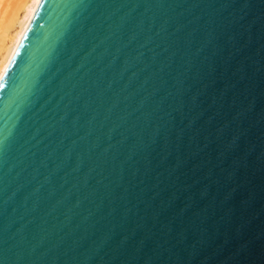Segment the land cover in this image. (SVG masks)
<instances>
[{
	"label": "water",
	"instance_id": "95a60500",
	"mask_svg": "<svg viewBox=\"0 0 264 264\" xmlns=\"http://www.w3.org/2000/svg\"><path fill=\"white\" fill-rule=\"evenodd\" d=\"M0 264H264V0H39L0 79Z\"/></svg>",
	"mask_w": 264,
	"mask_h": 264
},
{
	"label": "bare ground",
	"instance_id": "6f19581e",
	"mask_svg": "<svg viewBox=\"0 0 264 264\" xmlns=\"http://www.w3.org/2000/svg\"><path fill=\"white\" fill-rule=\"evenodd\" d=\"M0 1H2V0H0ZM14 2H15V0H14ZM38 2H39V0H21L20 1V3L18 4L15 12L13 13L10 21L11 22H13V20H14V22L19 21V22H21L22 25H21L20 29L17 28L19 30L14 31L15 33L11 36V38L8 36V32H9L10 28L0 24V29H1V27H5L4 29L2 28L3 31L0 32V56L2 55V52L4 51V49H6V51H7L6 57L0 63V79L2 77V74H3V72H4L5 68H6V66H7V64L9 62V60H10V58H11V56H12V54H13V52H14V50H15V48H16V46H17V44H18V42H19V40H20V38H21V36L23 34V32H24V30L27 27V24H28V22H29V20H30V18L32 16V14H33ZM8 18H10V17H8ZM0 23H1V21H0ZM6 25H7V22H6ZM11 25L13 27L12 29H14V25L15 24L11 23ZM11 25H9V26H11ZM8 39H9V41L7 42Z\"/></svg>",
	"mask_w": 264,
	"mask_h": 264
},
{
	"label": "rangeland",
	"instance_id": "374dc122",
	"mask_svg": "<svg viewBox=\"0 0 264 264\" xmlns=\"http://www.w3.org/2000/svg\"><path fill=\"white\" fill-rule=\"evenodd\" d=\"M20 1L21 0H15V2H14V0H2V1H0V21H1V25H3V26H7V27H9L10 28V30H9V32H8V36L11 38V36L15 33L14 31H17V30H19L20 29V27H21V22H19V21H17V22H14V20H13V22H11L10 21V19H11V17H12V15H13V13L15 12V10H16V8H17V6H18V4L20 3ZM9 4V5H8ZM7 5V6H6ZM9 6V7H8ZM14 6V7H13ZM14 8V9H13ZM13 9V10H12ZM4 10V11H3ZM3 11V12H2ZM11 11V12H10ZM6 12V13H5ZM11 13V14H10ZM8 17H10V18H7ZM2 19V20H1ZM6 19V20H5ZM6 22H7V25H6ZM11 23L13 24H15L14 25V29H12L13 27H12V25H11ZM5 24V25H4ZM9 25H11V26H9ZM16 26V27H15ZM18 26V27H17ZM2 28L4 29L5 27H1V29H0V32H2L3 30H2ZM17 28H19V29H17ZM9 41V39L7 40V42ZM9 44V43H8ZM5 53V54H4ZM4 54V55H3ZM6 55H7V51H6V49H4V51L2 52V55L0 56V63L3 61V59L6 57Z\"/></svg>",
	"mask_w": 264,
	"mask_h": 264
}]
</instances>
